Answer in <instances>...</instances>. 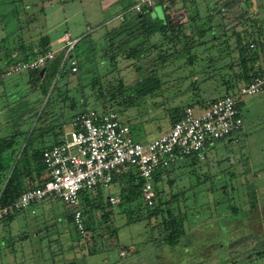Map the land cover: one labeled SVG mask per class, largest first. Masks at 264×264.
Returning <instances> with one entry per match:
<instances>
[{
	"label": "rangeland",
	"instance_id": "1",
	"mask_svg": "<svg viewBox=\"0 0 264 264\" xmlns=\"http://www.w3.org/2000/svg\"><path fill=\"white\" fill-rule=\"evenodd\" d=\"M171 1L174 22L186 25L195 41L190 54L198 60L192 66L181 57L159 70L153 61L159 51L154 50L145 60L119 59L113 69L99 56L90 62L81 59L76 74L67 73V66L52 71L48 65L45 77L36 81L33 72L1 76L15 61L13 52L23 47L32 57L45 38L56 51L62 45L57 39L65 33L71 41L83 39L76 49L83 50L88 41H99L107 30L119 26L122 14L124 19L135 16L130 10L138 0H0V137H13L15 150L14 156L7 153L3 158L6 178L26 143L36 149L49 147L59 136V124H64L62 138L74 115L102 112L109 106L98 97V85L92 89L94 76L104 74L100 82L107 88L119 83L129 88L152 73L160 80L154 94L118 113L133 139L146 144L169 128L172 108L191 104L187 88L204 79L200 71L209 57L213 67L220 66L214 38L218 43L228 39L234 48L233 30L250 33L258 25L264 31V0ZM163 14L156 3L148 16L161 19ZM259 37L264 46V34ZM231 59L236 61L237 54ZM235 72L241 73L237 67ZM234 84L236 88L242 81ZM209 93L201 96L217 99L225 88ZM131 94L126 91L125 97ZM240 114L243 127L238 134L160 171L159 180L152 183L154 210L140 198L110 206L109 197L120 201L118 185L101 186L88 194L98 196L112 215L100 221L104 211L94 208L92 219L84 218L90 230L82 237L67 220L71 212L67 206L57 198L44 200L34 206V213H17L0 223V264H264V92L243 96ZM52 124H57L55 133L40 138L41 129ZM152 211L156 215L149 216ZM169 214L182 221L184 231L175 246L167 244L163 230ZM112 230L117 236L113 241Z\"/></svg>",
	"mask_w": 264,
	"mask_h": 264
},
{
	"label": "built area",
	"instance_id": "2",
	"mask_svg": "<svg viewBox=\"0 0 264 264\" xmlns=\"http://www.w3.org/2000/svg\"><path fill=\"white\" fill-rule=\"evenodd\" d=\"M158 1L138 0L130 11L140 14L144 9H152ZM166 7V13L171 15V5ZM124 16L125 13L119 16L121 22ZM76 42L65 33L58 41L62 44L60 49L55 51L50 47L34 58L14 61L1 76L8 78L45 69L58 53L62 56L60 67L67 66L70 73L76 74L78 63L73 57ZM261 92H264V72L200 112L186 108L168 131L146 144L133 139L130 128L120 121L117 113L85 110L71 120L70 131L57 144L43 151L42 160L49 179L39 187L27 189L15 203L0 205V223L10 215L34 213L37 203L57 198L71 210L73 226L84 237L87 232L80 211L81 193L109 185L115 174L128 168L142 180L140 198L147 208L153 209L154 176L178 159L199 154L214 142L238 134L243 127L241 98ZM108 201L115 205L119 199L109 197Z\"/></svg>",
	"mask_w": 264,
	"mask_h": 264
},
{
	"label": "trees",
	"instance_id": "3",
	"mask_svg": "<svg viewBox=\"0 0 264 264\" xmlns=\"http://www.w3.org/2000/svg\"><path fill=\"white\" fill-rule=\"evenodd\" d=\"M171 2V0L158 1V3L163 7L164 12L161 19L149 17L148 13L151 9H144L142 13L136 14L130 19L126 18L119 24V26L107 30L101 36L99 41H88L87 48L83 50H76L78 44L83 39L78 40L73 49V57L77 60L78 71L79 61L81 59L90 62L91 59H96L97 56H99L101 59L100 61L104 60L111 66V69H113L119 59L125 61L145 60L154 55V50L159 51L153 57V61L155 62L154 65L157 64V68L159 70L166 67L168 63L173 61L175 62L181 57V59H185V64L187 63L189 66H192L194 62L198 60L196 56H192L190 54V50L195 46V41L193 40L192 35L187 34L186 25L174 22V20L170 19L169 15L166 13V5H171ZM191 20H193V18ZM232 34L235 41L234 48L229 47L227 44L228 39H224L220 43H218L215 38L213 39V46L217 47L216 49L219 50L218 60H220V66L217 68L213 67L212 63L214 59L209 57L207 61L208 65L202 67L200 71L201 77L204 79L200 81L199 79L198 81L195 80L194 83H191L187 88V91L192 94L190 98L192 100L191 104L183 108H172L169 114L170 126L181 118L182 113L186 108L189 107L194 110L195 108L205 109L216 100L215 98L205 100L201 96L202 94L206 95L207 92H210L209 95L212 96V94H214V90L218 92L220 89L224 88V95L235 93V90L240 86L238 85L235 88L236 84H234V82L236 80H241L242 84H244L249 82L253 77H256L264 72V59L262 56V54L264 55V46L262 41L260 42L259 39V36L264 34L261 27L255 25L250 33L242 31L237 32L233 30ZM158 36L160 37L158 42L157 40L156 42H152V39ZM216 42L218 44H216ZM49 44L50 43L47 38L43 39L40 51L32 53V57H27V55H25L26 50H24L23 47H20L19 55L14 57L15 61L34 58L47 51L49 49ZM165 44L166 46H170L169 49L164 46ZM169 50L172 51L169 52ZM234 53L237 54L236 61L231 59ZM61 57V55L57 56V58L50 64V69L52 71L57 68H63L60 67ZM227 59H230V61L228 63H223ZM47 67L45 68L42 76L40 74L41 70L33 71L36 81L45 77L48 69ZM236 67L240 69L241 73L238 74L235 72ZM216 71L219 74V81L213 77L216 75ZM67 73H70L69 69L67 70ZM103 75L94 76L90 81V85L92 89H95L98 85V97L105 100V103H109V106L103 109L104 112L112 111L118 114L119 112L136 107L141 103V101H143V99H145L147 95L154 94L160 88V80L154 73L129 88H124L121 83L117 86L110 85L108 88L102 87L100 79ZM191 76H193V74H191ZM215 82L217 83L216 88H212L210 85H214ZM126 91H131L132 94L125 97ZM76 115H74L72 119ZM56 125L52 124L48 127L46 126L47 128L43 130L44 126L41 129L42 133L39 137L43 138V135L49 133L50 131L55 133L54 130ZM59 125V127L62 128L63 124ZM58 133L60 136L61 131ZM59 136H57L56 139ZM13 146V137H0V205L2 206L15 203L27 189L39 187L49 179L48 172L42 160L43 151L49 147L36 149L33 148L30 143H26L24 145L19 156V161L12 168H9L10 173L6 178V169L8 170V166L6 163H3V158L7 153L14 156L15 150ZM42 172L45 176L44 179L41 178L40 173ZM159 173L154 176V182L159 180ZM30 182L32 184H30ZM110 184L118 185L120 201L117 204H128L140 198L142 180L139 179L137 174L130 168L122 170L119 174H115ZM97 189L98 188L95 190ZM97 199L98 196L91 197L88 192L81 193L80 211L86 232L87 230H90V226L88 225L89 227H87V221L84 218L85 216H88V219L91 220L94 208L104 211L99 218L100 221H106L108 216L112 215V211H105V208L102 207L101 203ZM108 204L112 206L109 201ZM153 215H156V211L149 213V216ZM13 216L14 215H10L4 218L2 222L11 221ZM67 220L70 224H73V217L71 213L67 215ZM181 223V220L176 219L171 216V214H169L168 218L164 220L163 230L167 233L165 239L167 240V244L169 246H175L179 242L180 237L184 234ZM111 238H113L112 241L117 238L115 230H112Z\"/></svg>",
	"mask_w": 264,
	"mask_h": 264
},
{
	"label": "crops",
	"instance_id": "4",
	"mask_svg": "<svg viewBox=\"0 0 264 264\" xmlns=\"http://www.w3.org/2000/svg\"><path fill=\"white\" fill-rule=\"evenodd\" d=\"M150 11H152V9H151ZM153 18H156V17H153ZM59 39H61V37H60ZM59 39H57V43H58ZM50 47H51V42H50V44H49V48H50ZM17 55H19V51H15V52H13L12 58L16 57ZM195 110H196L197 112H200V111H202L203 109L195 108ZM70 122H71V120H70ZM170 127H171V126H169V128H170ZM63 128H64V124L62 125V128L60 129V131H63ZM169 128H167L166 131H168ZM166 131H165V132H166ZM60 134L62 135V132H61ZM61 135L55 140L54 144L50 145L49 147H51V146L57 144V143L62 139V138H61ZM147 143H148V142H147ZM40 174H41V178L44 179L45 176H44L43 172L40 173ZM30 184H32V183L30 182Z\"/></svg>",
	"mask_w": 264,
	"mask_h": 264
},
{
	"label": "water",
	"instance_id": "5",
	"mask_svg": "<svg viewBox=\"0 0 264 264\" xmlns=\"http://www.w3.org/2000/svg\"><path fill=\"white\" fill-rule=\"evenodd\" d=\"M44 71H45V69L41 70V72H40L41 76L43 75Z\"/></svg>",
	"mask_w": 264,
	"mask_h": 264
}]
</instances>
